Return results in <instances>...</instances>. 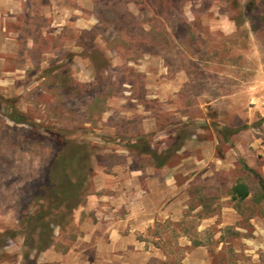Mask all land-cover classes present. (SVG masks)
<instances>
[{"label":"rangeland","instance_id":"rangeland-1","mask_svg":"<svg viewBox=\"0 0 264 264\" xmlns=\"http://www.w3.org/2000/svg\"><path fill=\"white\" fill-rule=\"evenodd\" d=\"M14 1L0 17V264L67 248L99 168L153 158L112 144L175 147L185 131L212 148L209 168L187 169L185 231L234 207L245 231L221 245L206 229L208 264H264V0ZM146 117L168 136H142ZM238 182L244 201L228 199Z\"/></svg>","mask_w":264,"mask_h":264},{"label":"crops","instance_id":"crops-1","mask_svg":"<svg viewBox=\"0 0 264 264\" xmlns=\"http://www.w3.org/2000/svg\"><path fill=\"white\" fill-rule=\"evenodd\" d=\"M12 2L0 0V17L3 10L8 12ZM143 128L141 135H151L154 140L168 136L158 130L152 117L144 119ZM139 137L130 138L122 146L120 143L112 146L118 148L117 152L127 154L131 149H140L132 147ZM210 143L193 135L186 138L167 160L153 156L142 164L128 157L124 162L99 168L94 191L87 196L86 204L75 211L78 235L67 248L52 244L32 253L29 260L33 264H208L210 255L206 243L201 241L206 229L213 231L210 240L219 238L221 245L225 243L221 238L224 229L234 226L235 230L245 231L230 220L231 215L236 217L238 214L231 206L222 207L220 221L216 207H207L208 216L198 223L195 235L185 231L188 208L184 203L185 190L193 180L191 176L186 180L190 174L187 169L211 166L206 160L212 151ZM146 146L157 155L170 148L166 141H160V144L148 141ZM141 155L152 156L143 152ZM177 156H180L178 161L172 162L171 159ZM223 163L224 160L217 158L214 164L223 166ZM208 174L204 169L203 177L210 176ZM228 199L232 200V195ZM203 209L199 205L193 212ZM186 247L191 250L186 251ZM17 263L20 264V259Z\"/></svg>","mask_w":264,"mask_h":264},{"label":"trees","instance_id":"trees-1","mask_svg":"<svg viewBox=\"0 0 264 264\" xmlns=\"http://www.w3.org/2000/svg\"><path fill=\"white\" fill-rule=\"evenodd\" d=\"M7 103H12L11 107L14 109V104H13L14 102L13 101L9 100V101H7ZM9 118L16 123L23 122V119H20L19 115H17V112L13 111V110H12L11 114L9 115ZM184 134H185L184 137H181V135H179L178 137H176V140H183V139L187 138L188 136H190V133H186V131ZM182 142L183 141H181L175 147H170L167 152H163L161 155H157L156 153H153L152 151H150V149L146 146L147 141L143 140V139H138L137 143L132 145V147H135V148L139 147L140 149H138V150H140L143 153H150V154H152V156H154V158H156L158 160H167L173 152H175L176 150H178L182 146ZM231 195H232L233 200L244 201L245 199H247L249 197L250 189H249L247 184L242 183V182H238L232 187ZM262 198L264 199V193L262 194Z\"/></svg>","mask_w":264,"mask_h":264}]
</instances>
